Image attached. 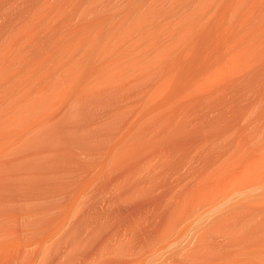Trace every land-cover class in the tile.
<instances>
[{
  "label": "bare ground",
  "instance_id": "bare-ground-1",
  "mask_svg": "<svg viewBox=\"0 0 264 264\" xmlns=\"http://www.w3.org/2000/svg\"><path fill=\"white\" fill-rule=\"evenodd\" d=\"M154 250L264 264V0H0V264Z\"/></svg>",
  "mask_w": 264,
  "mask_h": 264
},
{
  "label": "rangeland",
  "instance_id": "rangeland-1",
  "mask_svg": "<svg viewBox=\"0 0 264 264\" xmlns=\"http://www.w3.org/2000/svg\"><path fill=\"white\" fill-rule=\"evenodd\" d=\"M100 210H101V209H100ZM181 242L184 244V243L186 242V240H185V242H184V241H181ZM168 249H169V247L166 248V249H164V250L166 251V253H164L165 251H164V252L161 251L162 254L164 253V254H163V257H165L166 254L168 255L167 251L169 252V250H170V249H169V250H168ZM154 251H155V250H154ZM154 251H153V252H152V251L149 252L150 254L148 253V255H147V257H146L147 259L145 258V260H146L145 262H147V264H152V262H153V264H154V261L157 259V256H158V257L160 256L161 252L158 253V250H157V251H155L156 253H154ZM158 254H159V255H158ZM162 254H161V255H162ZM153 255L156 256V259H155V256H153ZM152 256H153V257H152ZM149 257H150V258H149ZM151 257L154 258V259H152ZM150 260H151V261L154 260V261L151 262ZM148 262H149V263H148ZM155 262H156V261H155Z\"/></svg>",
  "mask_w": 264,
  "mask_h": 264
}]
</instances>
